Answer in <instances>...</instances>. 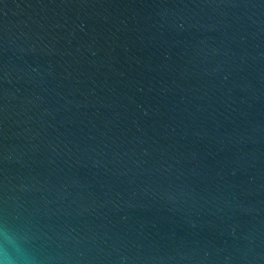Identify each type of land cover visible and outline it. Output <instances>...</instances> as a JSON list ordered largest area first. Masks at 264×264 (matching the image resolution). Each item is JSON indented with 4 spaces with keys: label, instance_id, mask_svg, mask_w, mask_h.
Segmentation results:
<instances>
[{
    "label": "water",
    "instance_id": "95a60500",
    "mask_svg": "<svg viewBox=\"0 0 264 264\" xmlns=\"http://www.w3.org/2000/svg\"><path fill=\"white\" fill-rule=\"evenodd\" d=\"M0 257L264 264V0H0Z\"/></svg>",
    "mask_w": 264,
    "mask_h": 264
},
{
    "label": "clouds",
    "instance_id": "9594fccd",
    "mask_svg": "<svg viewBox=\"0 0 264 264\" xmlns=\"http://www.w3.org/2000/svg\"><path fill=\"white\" fill-rule=\"evenodd\" d=\"M0 264H13V261L9 257H0Z\"/></svg>",
    "mask_w": 264,
    "mask_h": 264
}]
</instances>
